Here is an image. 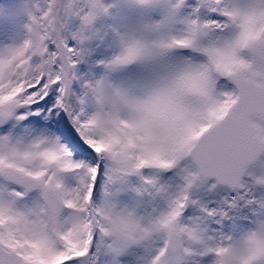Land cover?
<instances>
[{"label": "snow or ice", "instance_id": "obj_1", "mask_svg": "<svg viewBox=\"0 0 264 264\" xmlns=\"http://www.w3.org/2000/svg\"><path fill=\"white\" fill-rule=\"evenodd\" d=\"M135 3L164 5L170 15L149 26L150 46L133 39L116 62L154 50L187 57L177 65L176 83L189 93L176 113L182 135L158 142L152 105H113L101 81L78 75L96 22L111 4L35 0L27 38L0 49V264H119L131 248L138 250L137 264H264V199L241 179L264 153V0H196L178 21L175 13L186 0ZM125 112L140 117L142 126L134 131ZM117 117L125 139L113 135ZM185 158L193 167L183 170L175 194L143 174L172 169ZM110 160L123 169L130 190L162 201L124 243L106 233L96 202L101 179L110 195ZM253 184L264 185V177ZM217 185L235 195L216 207L193 198V189ZM53 191L63 196V211L50 217L42 201ZM190 205L200 215L186 219ZM245 206L258 209L248 226L223 230Z\"/></svg>", "mask_w": 264, "mask_h": 264}, {"label": "rangeland", "instance_id": "obj_2", "mask_svg": "<svg viewBox=\"0 0 264 264\" xmlns=\"http://www.w3.org/2000/svg\"><path fill=\"white\" fill-rule=\"evenodd\" d=\"M35 0H0V49L19 45L27 38V29L25 25L28 23L27 12L33 7ZM105 3L111 4L108 15L98 19L95 25V35L86 44V55L84 60H87V65L81 63L78 66V75L87 81L98 80L106 71L104 65L100 63L113 55L118 49L120 37L128 32H131L141 25H152L163 22L169 17V10L164 5L152 7H138L134 0H105ZM187 6L179 9L175 13V20H180L187 17L196 5V0H186ZM202 15H207L202 12ZM171 22V21H170ZM174 23V22H173ZM178 26V25H176ZM187 57L177 55V53L165 54L157 64H134L122 70L110 74V78L117 84H129L139 81H144L149 73L154 68H170L177 66ZM27 132L28 129H23ZM193 162L190 158H185L169 170L145 169V176L154 177L161 184L167 185L169 192L175 194L183 181L181 179L185 168L191 169ZM264 177V154L253 165L245 170L242 182L252 188L255 196L258 199H264V185L253 184V178ZM132 184H138L137 178L131 179ZM209 184L215 183L214 180H209ZM104 182L100 180L96 191V202L100 203L104 198ZM235 195L233 189H228L224 186L217 185L216 188L208 190L201 187L193 189V198L199 199L201 203L209 207L220 205L226 198ZM34 200L33 196L27 201L31 204ZM123 203L129 206L139 205L143 210L151 211L153 207L162 206V201L159 199L153 200L145 196L142 200L136 198L133 193H126L121 196ZM191 206V205H190ZM195 207V206H191ZM192 210L190 207L185 212V218L200 215L199 208ZM258 209L255 206H245L240 209L237 214L235 224L232 221H226L223 230L230 231L235 228L237 231H242L243 223L248 218L253 217ZM242 225V227H241ZM212 227H215L212 225ZM138 250L131 248L118 258L119 264H137Z\"/></svg>", "mask_w": 264, "mask_h": 264}, {"label": "clouds", "instance_id": "obj_3", "mask_svg": "<svg viewBox=\"0 0 264 264\" xmlns=\"http://www.w3.org/2000/svg\"><path fill=\"white\" fill-rule=\"evenodd\" d=\"M135 2V0H134ZM136 4V3H135ZM138 7H143L136 4ZM150 24L141 25L137 29L128 32L122 36L125 40H119L118 49L107 59L100 61L104 65L106 75L98 80L101 81L106 100L116 106L123 107L127 104H150L153 106L149 119L153 124V138L158 142H170L178 139L182 135V124L176 119V113L180 110L179 101L186 98L189 93L176 83L179 77L177 66L170 68H154L144 81L129 84L114 83L110 74L134 64H157L165 54L154 50L151 55H141L127 63H117L116 57L124 52L127 43L133 39H139L145 45H151L154 35L150 30ZM129 122L134 124L135 128L142 126V119L137 117L133 120L129 113H124ZM113 135L120 136L119 117L113 122ZM121 139L125 137L120 136ZM117 145L115 151H119ZM134 160H127L129 166L134 165ZM110 174L115 169L112 182L108 191L110 195H104L103 200L97 203V207L104 218L105 231L111 238L126 242V237L135 230L141 216L149 211L143 210L139 205L129 206L121 200V196L126 193H133L134 196L142 200L146 194L138 195L130 190V180L121 175L123 169L118 163L109 161ZM105 192V190H104ZM45 211L50 217H54L63 211V196L56 191L50 192L45 200L42 201ZM57 236L59 233H55Z\"/></svg>", "mask_w": 264, "mask_h": 264}]
</instances>
